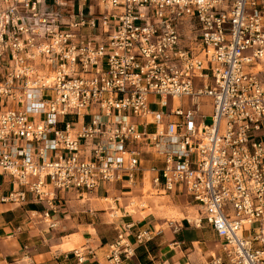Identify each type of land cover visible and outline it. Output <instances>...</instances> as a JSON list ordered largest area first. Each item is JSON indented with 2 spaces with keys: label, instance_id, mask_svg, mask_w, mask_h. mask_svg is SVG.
<instances>
[{
  "label": "built area",
  "instance_id": "obj_1",
  "mask_svg": "<svg viewBox=\"0 0 264 264\" xmlns=\"http://www.w3.org/2000/svg\"><path fill=\"white\" fill-rule=\"evenodd\" d=\"M146 152L161 161L151 187L191 197L197 217L185 220L216 233L217 252L194 264H264V0H0V170L11 184L0 182V202L30 194L53 227L59 192L134 187ZM134 227L107 245V264L134 255ZM70 252L74 264L95 256Z\"/></svg>",
  "mask_w": 264,
  "mask_h": 264
},
{
  "label": "crops",
  "instance_id": "obj_2",
  "mask_svg": "<svg viewBox=\"0 0 264 264\" xmlns=\"http://www.w3.org/2000/svg\"><path fill=\"white\" fill-rule=\"evenodd\" d=\"M84 31L86 33L95 32L90 28H85ZM49 155L51 151L47 152V156ZM153 165L160 166V159L155 154L146 152L143 154L142 176L138 175L134 187L114 182L101 185L88 193L87 195L91 196L88 212L93 214V211L99 208L103 213L115 217L116 219H112L111 222L115 224L113 227L117 232L128 221L134 222V230L158 229L156 225L160 224L155 217L146 221L145 216L140 217L136 213L132 215L127 211L130 198L134 195L139 197V201L141 199L145 202L143 207L145 208L150 204H158V199L163 198L164 195L178 197L186 194L179 191L156 192L151 187L150 180L153 172L149 168ZM0 182L3 183L5 191L10 189V178L1 170ZM145 183L149 184V195H155L158 199L147 201L142 199ZM70 194L79 197L72 191L58 193L59 205L53 213L55 221L53 227L41 218L40 214L44 210V204L34 202L30 194L22 204L0 202V264H74L75 258L70 250L78 246L91 247L95 253L94 257L88 255L86 264H107L103 256L109 242L98 235L96 229L98 225L93 220L84 221L74 214L76 203L68 200L67 197H70ZM96 199L104 200V202H98ZM32 211L38 214L31 216ZM115 211H119L120 214ZM177 224L176 231L165 228V226L160 227L162 228L161 234L154 236L151 242L140 245L134 243V255L124 259L121 264H194L210 258L217 252L218 238L209 224L202 222L200 226H194L185 223L182 219L178 220ZM151 243L157 245L155 251L151 248ZM140 254H143L141 260L138 258Z\"/></svg>",
  "mask_w": 264,
  "mask_h": 264
},
{
  "label": "rangeland",
  "instance_id": "obj_3",
  "mask_svg": "<svg viewBox=\"0 0 264 264\" xmlns=\"http://www.w3.org/2000/svg\"><path fill=\"white\" fill-rule=\"evenodd\" d=\"M202 104H203V111L209 114L211 111L210 99L207 97H204L202 99ZM86 120H89V117H86ZM206 122H209V118L206 119ZM149 193H150L149 184L145 183V187L143 189L144 198L142 199L146 201L149 199H158L155 195H149ZM151 196H154V197H151ZM148 197H151V198H148ZM67 198L68 200H73L76 203L75 205L76 212L74 211L75 215H77L79 218H81L84 221L93 220L95 224L98 225V228L96 229H97L98 235L101 238L107 240L109 243H111L116 238L117 230L116 228L113 227L115 226V224L111 222L112 219L113 220L116 219L115 217H113L110 214L107 215L103 213L102 209H99V208L94 210L93 214H91V212H88V209H89L88 204L90 201L89 199L91 198L90 195H86L83 198L81 196L76 197L75 195L70 194V197H67ZM132 198L136 202L139 201V197L135 195ZM96 200L98 202H102V203L104 202V200H100V199L99 200L96 199ZM158 200H159L158 204L157 203L150 204L148 207H145V208H142L140 206H137V207L130 206L127 208V211L131 212L132 215L136 213L140 215V217L145 216L146 221L152 220L155 217L157 219V222H159L160 224V225H156V228L165 226V228H170L171 230H173V228L168 226V224L166 223V220H174L178 222V220L182 219L183 221H185V223L191 224L185 220V217H189L192 219L197 217L198 206L195 205V202L189 196L183 195V196H178V197L177 196L169 197V196L164 195L163 198H159ZM110 207L114 208L113 206H110ZM115 212L117 214H120L119 211L118 212L115 211ZM131 232L132 233H130L129 235V240L134 245V243H137L135 242L132 236V234L134 233V229H132ZM151 241L152 240H150V242ZM151 248L155 251L157 248V245L155 243H151Z\"/></svg>",
  "mask_w": 264,
  "mask_h": 264
},
{
  "label": "trees",
  "instance_id": "obj_4",
  "mask_svg": "<svg viewBox=\"0 0 264 264\" xmlns=\"http://www.w3.org/2000/svg\"><path fill=\"white\" fill-rule=\"evenodd\" d=\"M148 242H149V241H148ZM146 243H147V242H146ZM142 255H143V254L138 255V258L140 259V258L142 257ZM140 260H141V259H140Z\"/></svg>",
  "mask_w": 264,
  "mask_h": 264
}]
</instances>
